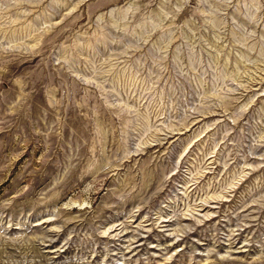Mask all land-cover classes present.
<instances>
[{"label":"rangeland","instance_id":"374dc122","mask_svg":"<svg viewBox=\"0 0 264 264\" xmlns=\"http://www.w3.org/2000/svg\"><path fill=\"white\" fill-rule=\"evenodd\" d=\"M0 264H264V0H0Z\"/></svg>","mask_w":264,"mask_h":264}]
</instances>
